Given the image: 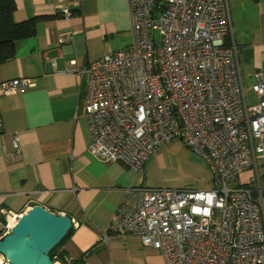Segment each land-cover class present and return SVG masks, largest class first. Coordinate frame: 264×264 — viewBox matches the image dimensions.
Listing matches in <instances>:
<instances>
[{
    "label": "built area",
    "instance_id": "1",
    "mask_svg": "<svg viewBox=\"0 0 264 264\" xmlns=\"http://www.w3.org/2000/svg\"><path fill=\"white\" fill-rule=\"evenodd\" d=\"M127 6L131 46L79 72L88 152L139 172L180 140L208 167L212 185L144 189L116 211L110 232L137 237L163 264H264V202L237 184L257 161L264 165V76L254 74L256 103L249 106L237 49L225 45L227 0H127ZM55 14L68 19L72 11ZM30 87L27 79L4 81L0 97ZM12 146L20 151L16 137ZM18 213L2 206V237ZM0 264L8 262L0 256Z\"/></svg>",
    "mask_w": 264,
    "mask_h": 264
},
{
    "label": "crops",
    "instance_id": "2",
    "mask_svg": "<svg viewBox=\"0 0 264 264\" xmlns=\"http://www.w3.org/2000/svg\"><path fill=\"white\" fill-rule=\"evenodd\" d=\"M227 4L230 44L237 49L244 94L254 96V74L264 76V0ZM14 6V23L41 20L35 35L17 44L15 57L0 65V83L27 79L32 84L22 93L0 97V209L5 205L19 212L36 204L70 218L72 230L55 253H64L71 264L82 257V264H163L158 251L109 227L116 211L144 189H183L160 174L167 157L164 148L139 172L97 160L88 152L91 138L82 111L85 77L81 81L79 72L132 44L127 0H14ZM62 7H70L72 16H57ZM14 137L20 149L16 154ZM189 153L210 183L185 190H208L211 172ZM237 184L264 195V165L257 161ZM2 220L0 214V231Z\"/></svg>",
    "mask_w": 264,
    "mask_h": 264
},
{
    "label": "water",
    "instance_id": "3",
    "mask_svg": "<svg viewBox=\"0 0 264 264\" xmlns=\"http://www.w3.org/2000/svg\"><path fill=\"white\" fill-rule=\"evenodd\" d=\"M72 229L70 218L36 204L19 211L9 232L0 238V256L8 264H55L48 252Z\"/></svg>",
    "mask_w": 264,
    "mask_h": 264
},
{
    "label": "trees",
    "instance_id": "4",
    "mask_svg": "<svg viewBox=\"0 0 264 264\" xmlns=\"http://www.w3.org/2000/svg\"><path fill=\"white\" fill-rule=\"evenodd\" d=\"M14 10V0H0V65L9 62L15 57L17 44L33 37L36 32V25L41 20L39 18H34L29 21L16 24L12 19ZM225 45L230 46V38L227 37L225 39ZM251 195L254 199L258 198V195L255 192H251ZM261 196L264 199V195L261 194ZM71 230L68 234H70ZM1 237L2 232L0 231V238ZM64 256V253H58L56 259H52V262L65 263ZM81 259L74 264H82Z\"/></svg>",
    "mask_w": 264,
    "mask_h": 264
},
{
    "label": "rangeland",
    "instance_id": "5",
    "mask_svg": "<svg viewBox=\"0 0 264 264\" xmlns=\"http://www.w3.org/2000/svg\"><path fill=\"white\" fill-rule=\"evenodd\" d=\"M245 97L249 106L256 103L251 92L245 91ZM188 151L190 152L181 141L170 143L163 150V152L167 154V157L165 166L160 168V174L166 181L172 182L173 186H178L183 189H197L198 187L196 184H206L210 183V181H204V179H202V175L200 176L201 170L196 163H193V160H190L187 154L189 153ZM192 154L193 153H191V155ZM54 254L55 250L50 253L51 259L54 258ZM56 263L61 264L60 262Z\"/></svg>",
    "mask_w": 264,
    "mask_h": 264
},
{
    "label": "bare ground",
    "instance_id": "6",
    "mask_svg": "<svg viewBox=\"0 0 264 264\" xmlns=\"http://www.w3.org/2000/svg\"><path fill=\"white\" fill-rule=\"evenodd\" d=\"M58 247V244L57 245H55L49 252H48V256L50 257V253L54 250V249H56Z\"/></svg>",
    "mask_w": 264,
    "mask_h": 264
}]
</instances>
